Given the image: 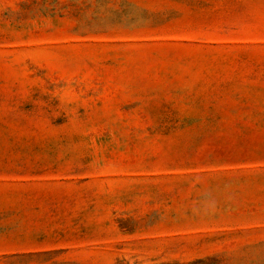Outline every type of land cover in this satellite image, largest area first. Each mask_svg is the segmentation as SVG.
Wrapping results in <instances>:
<instances>
[{"label":"rangeland","instance_id":"374dc122","mask_svg":"<svg viewBox=\"0 0 264 264\" xmlns=\"http://www.w3.org/2000/svg\"><path fill=\"white\" fill-rule=\"evenodd\" d=\"M0 264H264V0H0Z\"/></svg>","mask_w":264,"mask_h":264}]
</instances>
